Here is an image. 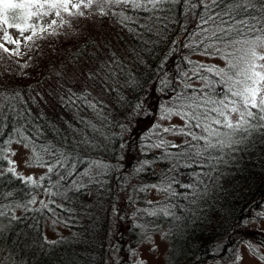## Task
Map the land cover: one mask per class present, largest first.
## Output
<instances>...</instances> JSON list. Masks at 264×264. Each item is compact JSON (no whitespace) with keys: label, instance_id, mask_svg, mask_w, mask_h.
Listing matches in <instances>:
<instances>
[{"label":"trees","instance_id":"16d2710c","mask_svg":"<svg viewBox=\"0 0 264 264\" xmlns=\"http://www.w3.org/2000/svg\"><path fill=\"white\" fill-rule=\"evenodd\" d=\"M200 11L184 0L166 5L155 13L166 18L151 33L140 30L139 35L122 28L119 17L68 18L71 24L54 29L55 35L53 29L37 34L22 60L0 51V105L15 106L6 119L0 115V157L13 160L12 143L19 142L30 149L29 163L42 167L32 183L16 164V175L7 174L11 165L0 159L5 173L0 176V210L18 217H0V264H131L135 248L154 232L166 239L163 264H234L240 247L249 249V242L264 255V215H257L264 213V140L211 171L185 166L177 153L186 151V137L163 132L184 124L176 115L162 118L157 109L183 89L184 74L192 77L194 64L224 66L223 60L214 64L195 57L202 54L195 48ZM113 53L132 76L128 83L120 79L116 91L103 93L107 119L102 125L87 101L77 97L90 92L88 100L95 102L103 84L89 80L87 72L107 63ZM201 75L210 74L202 70ZM190 82L196 88L203 84L195 77ZM17 91L21 96H15ZM139 101L145 107L135 114ZM81 116L102 125V134L88 129ZM154 124L159 126L155 135L149 132ZM85 134L102 143L83 151L64 143ZM161 140L162 147L145 148ZM42 145L77 152L81 173L90 161L102 160L109 165L106 175L75 176L85 185L79 189L58 182L47 173L50 157ZM189 184L195 187L186 188Z\"/></svg>","mask_w":264,"mask_h":264},{"label":"snow or ice","instance_id":"6c2138e0","mask_svg":"<svg viewBox=\"0 0 264 264\" xmlns=\"http://www.w3.org/2000/svg\"><path fill=\"white\" fill-rule=\"evenodd\" d=\"M178 2L179 0H0V32H2L0 39L3 40V43H0V51L8 55L20 54L18 47H7L8 44L19 45L21 42L20 39L10 35V29H15L24 40L32 41L37 35V29L40 33L53 29L50 34L55 35L54 26H57L58 20L59 26L70 25L71 20L68 18L75 17L88 18L95 15L119 17L117 23L129 32L139 35L142 34L140 30H143L151 33L157 23L166 18V14L165 17H160L155 13L165 11L166 5ZM184 3L191 9L201 10L196 13L199 32L195 35L199 39L195 43V48L202 49L203 55L223 60L224 66L194 64L193 76L184 74L187 79L183 89L177 90L174 96L169 97L168 104H158L157 109L164 119L176 115L184 121L181 127L173 125L164 128L163 132L179 133L186 137L184 141L186 151L177 153L186 162L185 166L191 167L195 164L202 169L208 167L211 171H215L218 165H227L229 161L235 160L237 153L244 151L257 139L264 140V0H184ZM130 12H143L146 15L133 18L129 15ZM45 17H54L46 27L43 25ZM26 32H30L31 35L25 36ZM202 70L210 75H201ZM87 76L89 80L99 79L102 82L101 93L98 94L95 102L88 100L90 92L81 93L77 98L87 101V108L96 114L103 125L107 119L104 116L103 93L116 91L115 85L119 84L120 79L128 83L132 72L126 70L124 61L113 53L107 63H102L97 69H90ZM193 77L203 81L201 87L193 86L190 82ZM72 95L76 94L72 93ZM15 96L19 97L21 93L17 91ZM69 99L71 100V97ZM71 102L74 104L75 100ZM14 107L0 105V115L6 119L8 111ZM144 107L145 102L139 101L133 111L139 114L137 110L142 112ZM80 121L93 133L102 134V125L98 127L92 120L83 116L80 117ZM121 127L127 130L126 126L121 125ZM149 132L153 135L157 134L159 126L154 124ZM145 135L142 133V138ZM148 139L150 140L151 137L149 136ZM64 143L69 148L83 151L99 147L102 141L97 143L95 136L89 137L85 134L82 139L73 138L71 142L65 139ZM164 143L165 141L161 140L159 144H146L145 148L149 146L159 148ZM120 147L123 148L124 144ZM171 147L180 148L181 145H171ZM2 151L4 149H0V152ZM41 151L50 157L46 165L47 173L55 174L58 182H69L78 189L85 185L76 180L75 176L91 177L93 172L97 176L106 175L109 167L102 160H92L81 173L75 163L77 152L68 151L63 145H42ZM11 154L15 155L14 152ZM0 159L7 160L11 165L6 169L7 174L16 175L15 161L8 159L7 156H2ZM42 159L43 157L38 153L37 160ZM201 174L203 173L197 175ZM3 175L5 173L0 172V176ZM40 179L43 180L44 177ZM27 181L36 183L31 176L27 177ZM170 187L171 183L167 185V188ZM185 187L193 189L195 186L189 184ZM167 188L163 190L166 191ZM191 194L194 197L197 195L195 191ZM8 195L11 196V192ZM34 202V200L29 201V203ZM6 215L12 220L18 219L0 210V217ZM248 247L254 257L258 256L260 261H264V255L259 254L258 247H254L250 242ZM236 260L240 261L242 257L236 256ZM140 264L144 262L141 260Z\"/></svg>","mask_w":264,"mask_h":264},{"label":"rangeland","instance_id":"374dc122","mask_svg":"<svg viewBox=\"0 0 264 264\" xmlns=\"http://www.w3.org/2000/svg\"><path fill=\"white\" fill-rule=\"evenodd\" d=\"M54 17H45L43 18V25L46 27L47 23L53 19ZM59 20L57 26H54V29L59 28L60 26ZM52 30V29H49ZM9 33L13 38L20 39L19 45H12L8 44L7 47L9 48H19L20 54L17 56L18 59L22 60L28 52L32 41L24 40L20 34L15 29H10ZM39 29H37V34H39ZM25 36L31 35L30 32L24 33ZM0 36H2V32H0ZM35 37H39L36 35ZM0 42L3 43V40L0 39ZM198 60L206 62V63H218L222 64L223 61L217 57L208 56L199 54L195 56ZM172 121H180V119L173 118ZM12 153L14 152L15 155L11 154V158L15 161V164L18 166V169L22 172L24 176H31L36 177L42 167L31 165L29 163V156H30V149L22 143L13 142L12 143ZM260 225L264 227V221L260 222ZM58 229L63 230V228L58 225ZM54 235L55 233H51ZM167 251V244L166 239L161 235L160 232H154L152 236L147 237V239L140 243L136 248L135 251L130 255L131 264H140L142 260L144 264H163ZM263 252V251H262ZM264 254V252H263ZM242 260L236 261L234 264H264V261H260L258 256H253V253L246 249L245 246L240 247V255Z\"/></svg>","mask_w":264,"mask_h":264}]
</instances>
